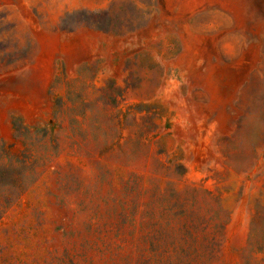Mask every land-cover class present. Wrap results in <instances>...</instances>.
<instances>
[{"label": "rangeland", "instance_id": "1", "mask_svg": "<svg viewBox=\"0 0 264 264\" xmlns=\"http://www.w3.org/2000/svg\"><path fill=\"white\" fill-rule=\"evenodd\" d=\"M0 264H264V0H0Z\"/></svg>", "mask_w": 264, "mask_h": 264}, {"label": "bare ground", "instance_id": "2", "mask_svg": "<svg viewBox=\"0 0 264 264\" xmlns=\"http://www.w3.org/2000/svg\"><path fill=\"white\" fill-rule=\"evenodd\" d=\"M237 1H238V0H237ZM36 68H37V67H36ZM38 68H39V67H38ZM35 70H36V69H35ZM31 71H32V70H31ZM32 73H33V72H32ZM32 73H31V74H32ZM30 81H31V80H30Z\"/></svg>", "mask_w": 264, "mask_h": 264}]
</instances>
